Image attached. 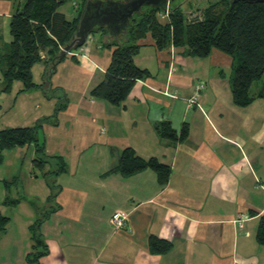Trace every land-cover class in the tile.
Returning a JSON list of instances; mask_svg holds the SVG:
<instances>
[{
	"label": "crops",
	"instance_id": "1",
	"mask_svg": "<svg viewBox=\"0 0 264 264\" xmlns=\"http://www.w3.org/2000/svg\"><path fill=\"white\" fill-rule=\"evenodd\" d=\"M67 1L72 10L62 9ZM65 3L59 11L71 19L78 7ZM22 4L0 0V52ZM99 37L90 35L67 53L49 83L41 52L32 67L34 87L20 91L16 80L0 92V130L32 126L60 108L56 119L39 121L48 156L42 166H34L32 143L3 152L0 170L9 165L11 175L10 181L0 176L1 203H16L0 231V264H27L28 255L44 251L36 264H264L256 240L264 215V97L233 103L231 56L212 49L200 58L174 45L157 49L147 34L134 63L149 75L118 105L95 99L89 92L103 79L112 51ZM199 81L205 88L197 106L188 99ZM162 121L177 137L185 124V139L161 137ZM127 147L168 165V181L159 183L149 168L111 171ZM60 158L65 169L53 173ZM13 187L15 196L9 195ZM115 212L126 216L123 228L110 223ZM150 236L170 241L171 249L151 253Z\"/></svg>",
	"mask_w": 264,
	"mask_h": 264
},
{
	"label": "trees",
	"instance_id": "2",
	"mask_svg": "<svg viewBox=\"0 0 264 264\" xmlns=\"http://www.w3.org/2000/svg\"><path fill=\"white\" fill-rule=\"evenodd\" d=\"M66 0H23L20 9L16 10L9 21L10 42L0 52V92H8L12 83L21 81L22 89L29 90L36 84L33 81L32 67L40 62L41 52L45 54L46 66L69 42L81 16L86 0H78L79 8L73 18L67 19L59 11ZM159 8L145 6L130 19L125 35L119 40L104 38L106 31L99 27V43L111 49L110 63L105 75L90 90V96L118 105L123 102L135 82L149 75L148 70L134 63L140 45L138 41L147 34L154 40L157 49L170 45L184 47L186 53L204 58L212 49L223 52L232 58L231 95L232 101L238 106H246L258 97H264V1L236 0L232 4L228 0H220L205 6L202 17L187 20L180 5L169 7L166 21L158 18ZM74 51V50H72ZM66 55L59 60L60 63ZM47 68V67H46ZM46 78V77H45ZM262 84L255 96L249 94L251 84L262 79ZM46 82L50 80L46 78ZM59 107L51 116L44 117L28 127H7L0 130V164L3 152L17 146L32 143L36 149L34 166L40 167L47 159L44 154V140L40 137L39 121L56 119ZM157 130L161 137L171 140H184L188 128L184 124L179 136L168 121L158 124ZM152 169L157 180L165 184L170 176V167L159 162L155 157L147 159L135 154L130 147L122 151L117 165L110 169L123 174H133L142 169ZM65 169L63 159L58 160L53 173ZM53 197V195H51ZM12 206L16 200L4 202ZM9 216L0 214V231L5 230ZM39 220L30 226L35 233ZM256 240L264 247V215L259 217ZM149 251L154 254L166 253L172 243L166 239L150 236ZM45 252V251H44ZM44 252H33L28 255L27 264H36L38 257Z\"/></svg>",
	"mask_w": 264,
	"mask_h": 264
},
{
	"label": "water",
	"instance_id": "3",
	"mask_svg": "<svg viewBox=\"0 0 264 264\" xmlns=\"http://www.w3.org/2000/svg\"><path fill=\"white\" fill-rule=\"evenodd\" d=\"M236 0H230V4ZM264 1V0H249ZM169 0H86L77 27L70 40L47 65L44 80H50L60 59L72 50L80 48L96 28H104L107 40L121 39L130 24V19L145 6H153L165 11ZM46 77V78H45Z\"/></svg>",
	"mask_w": 264,
	"mask_h": 264
},
{
	"label": "rangeland",
	"instance_id": "4",
	"mask_svg": "<svg viewBox=\"0 0 264 264\" xmlns=\"http://www.w3.org/2000/svg\"><path fill=\"white\" fill-rule=\"evenodd\" d=\"M220 0H169V7L175 6V5H180L181 10L184 12L185 17L187 18V20L192 21L194 19H199L202 17V10L205 6L212 4V3H217ZM73 4L75 7L79 8V1L78 0H73ZM62 9H68V10H72V3L70 1H67L64 5V7H62ZM165 12H159L158 13V18L160 21H164V17H167V15H165ZM96 33H98V29L96 28L94 31L91 32L90 35H96ZM85 45V44H84ZM263 78L254 81L251 86H250V93H253L257 87H259L260 84H262ZM41 137V135H40ZM7 164V163H6ZM9 165L6 167H2L0 170V176L2 178H5L6 180L10 181V173H11V168L9 170ZM25 173H27V171H24ZM23 171H21V173H24ZM19 184L21 185V182H19ZM1 187V184H0ZM22 188V187H21ZM14 190L13 188H9V195L11 194V196H15V194L12 193V191ZM2 195L1 193V188H0V196ZM2 199L0 197V213H2V215H7L9 216L10 213L13 210L12 206H7L4 207L3 204L1 203ZM43 211V209L41 208V212ZM39 211V213H41ZM40 214L36 215V218L39 217Z\"/></svg>",
	"mask_w": 264,
	"mask_h": 264
},
{
	"label": "built area",
	"instance_id": "5",
	"mask_svg": "<svg viewBox=\"0 0 264 264\" xmlns=\"http://www.w3.org/2000/svg\"><path fill=\"white\" fill-rule=\"evenodd\" d=\"M167 15L169 12V9L167 7V9L165 11ZM41 57H43V54H40ZM205 88V83L204 81H199L196 85H195V89H194V93L193 95L188 99L189 104H196L197 106H199V102H198V98L200 95V92ZM175 97V95H174ZM243 215H240V219L238 221H240L242 219ZM110 223L115 227V228H123L124 225L126 224V216L121 214L120 212H115L111 215L110 217ZM240 223V222H239Z\"/></svg>",
	"mask_w": 264,
	"mask_h": 264
},
{
	"label": "flooded vegetation",
	"instance_id": "6",
	"mask_svg": "<svg viewBox=\"0 0 264 264\" xmlns=\"http://www.w3.org/2000/svg\"><path fill=\"white\" fill-rule=\"evenodd\" d=\"M230 2V0H228ZM168 9H169V5H168Z\"/></svg>",
	"mask_w": 264,
	"mask_h": 264
}]
</instances>
